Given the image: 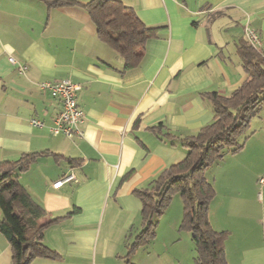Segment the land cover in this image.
I'll use <instances>...</instances> for the list:
<instances>
[{"label": "crops", "instance_id": "obj_1", "mask_svg": "<svg viewBox=\"0 0 264 264\" xmlns=\"http://www.w3.org/2000/svg\"><path fill=\"white\" fill-rule=\"evenodd\" d=\"M120 1L157 28L132 68L98 37L81 4L0 0V163L35 153L18 178L45 219H57L44 229L43 243L59 256L30 264L194 263L190 233L179 229L177 195L158 217L154 237L129 253L142 229L135 190L181 161L182 138L213 120L204 95H227L244 81L239 47L248 42L245 27L257 33V50L264 53V0ZM9 56L27 70L20 72ZM62 79L80 85L77 104L87 117L81 137L50 131L62 107L38 83ZM32 117L45 126H31ZM260 139L264 148V127ZM236 156L206 171L216 190L209 221L227 233L228 264H264L259 173L246 177L242 168L227 166ZM69 172L77 182L52 186ZM229 192L228 203L222 198ZM0 264H12L1 233Z\"/></svg>", "mask_w": 264, "mask_h": 264}, {"label": "trees", "instance_id": "obj_2", "mask_svg": "<svg viewBox=\"0 0 264 264\" xmlns=\"http://www.w3.org/2000/svg\"><path fill=\"white\" fill-rule=\"evenodd\" d=\"M44 1L48 5L81 4L95 24L98 37L123 57L126 68L138 65L147 40L157 31L145 25L120 0ZM239 48L247 72L244 81L227 95L206 93L204 96L212 104L213 120L196 134L182 138L186 155L181 161L165 168L149 186L135 190L141 201L142 229L131 242L129 253L154 237L158 217L179 194L182 202L179 229L190 233L195 252L193 264H228L227 233L216 231L209 221V205L216 190L206 171L228 153L244 147L251 118L264 105V53L248 42ZM34 158L35 153H26L18 160L0 163V233L9 243L12 264H30L36 257L59 256L43 243L44 229L57 219H45V210L18 178L19 172Z\"/></svg>", "mask_w": 264, "mask_h": 264}, {"label": "built area", "instance_id": "obj_3", "mask_svg": "<svg viewBox=\"0 0 264 264\" xmlns=\"http://www.w3.org/2000/svg\"><path fill=\"white\" fill-rule=\"evenodd\" d=\"M244 36L248 43L255 49L261 45V40L253 29L245 27ZM8 59L20 72H25L27 70V65L19 63L13 56H9ZM38 86L42 90H47L53 97L59 99L61 103V111L54 117L52 125L50 126L52 134H62L68 138L73 136H83V126L87 117L85 112L77 104L76 96L80 89V85L69 79H62L54 82L41 81L38 83ZM29 123L33 127L41 128L45 126L43 120L35 117L30 118ZM71 182H77V178L74 173L69 172L54 181L52 186L54 188H59L63 184ZM257 183L260 186H264V177L259 176Z\"/></svg>", "mask_w": 264, "mask_h": 264}, {"label": "rangeland", "instance_id": "obj_4", "mask_svg": "<svg viewBox=\"0 0 264 264\" xmlns=\"http://www.w3.org/2000/svg\"><path fill=\"white\" fill-rule=\"evenodd\" d=\"M262 119H264V105L259 111V113L251 118L249 128L247 132H245V134H248L249 136L245 141L244 147L236 153H228L227 155H225V158H229L230 156H234L237 154V156L232 160V162H229L227 166L231 165L237 167V169L242 168L244 170V173L246 174V177L247 176L254 177L255 173L258 172L259 175L257 176L256 174L257 177L255 178L256 183L259 176L264 177V148L260 144L261 143L260 134L261 132H263V127H264ZM224 161L225 160H223V162ZM255 189H256V198L260 202L262 198L264 199L263 197L264 186H260L257 183ZM229 195L230 192L227 193V197L225 196L222 199H225L226 202L229 203L230 201L228 199V197H230ZM177 196L181 200L180 195L177 194ZM219 198L221 199V197Z\"/></svg>", "mask_w": 264, "mask_h": 264}]
</instances>
